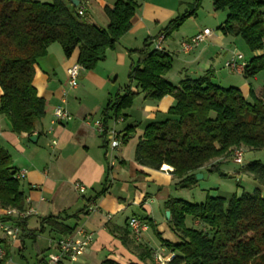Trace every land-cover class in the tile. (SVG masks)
<instances>
[{
	"label": "trees",
	"instance_id": "16d2710c",
	"mask_svg": "<svg viewBox=\"0 0 264 264\" xmlns=\"http://www.w3.org/2000/svg\"><path fill=\"white\" fill-rule=\"evenodd\" d=\"M199 4L200 0H194L192 9L170 20L140 48L128 51L133 57L128 83L111 96L101 113L103 128L107 129L111 121L126 120V111L139 95L150 101L171 96L174 103L166 118L144 126L133 158L152 170L169 166L178 190L194 188L196 174L204 167L208 174L226 177L219 166L232 160L234 149L264 151V77L260 92L256 95L250 86L248 97L236 87L217 85L210 72L197 78L184 77L173 85L166 79L172 69L171 55L163 48L152 49L160 34L166 39L177 31L195 15ZM211 5L215 12H226L218 28L222 35L239 37L252 54L259 52L245 62L242 78L248 80L264 73V0H211ZM77 8L69 0H0V116L7 120L12 133L32 136L36 123L45 114V102L37 96L32 81L36 60L47 54L48 47L58 44L65 58L77 51L76 64L93 70L130 30L138 4L134 0H116L111 8H104L108 20L104 29L79 16ZM136 126L118 132L121 144L133 138ZM101 137L103 148L108 147L106 134ZM16 172L10 155L0 146V209L24 212L25 197ZM242 172L259 188L242 191L239 197L234 194L230 200L206 196L199 204L174 197L165 201L167 223L178 243L162 240L154 227L152 231L173 255L166 264H264V161H252ZM108 174L109 167L100 189L92 197L82 196L83 208L75 213L42 218L35 230H27L28 217L1 215L0 225L16 227L19 238L34 239L43 233L54 239L71 235L93 202L107 192ZM187 218L197 224L186 226ZM129 234L124 229L119 235L125 246ZM146 252L150 258V251ZM8 259L5 252L0 264ZM101 264L118 263L107 259Z\"/></svg>",
	"mask_w": 264,
	"mask_h": 264
},
{
	"label": "crops",
	"instance_id": "0c3cea01",
	"mask_svg": "<svg viewBox=\"0 0 264 264\" xmlns=\"http://www.w3.org/2000/svg\"><path fill=\"white\" fill-rule=\"evenodd\" d=\"M115 1L80 0L79 3L85 4L86 17L92 3L94 12L88 20L89 23L105 28L108 20L104 8H111ZM134 1L138 8L131 20L130 30L120 38L114 50L106 52L104 60L93 70H79L76 89H71L70 92L66 89V70L76 64L77 51L70 58H65L61 47L54 43L48 47L45 56L36 60L32 85L37 96L45 102V114L36 123V131L32 135L35 142L22 143L23 139L31 136L12 133L7 120L0 116V146L10 155L15 171H26L24 179L20 181V191L25 197L26 211L31 212L27 230L37 229L40 219L47 216H57L62 212L72 214L81 210V197H92L94 192L100 189L105 170L109 167L110 183L107 192L88 208V213L81 219L78 227L90 232L93 241L75 261L64 260L61 264H101L107 259L118 264H154V252L166 256L170 251L161 245L152 227L160 234L162 240L178 243V238L168 226L163 209V204L169 197L181 199L177 193L179 190L174 187L175 180L171 177V168L164 165L160 170H152L137 164L133 158L136 144L129 151L123 150L132 139L114 150L103 148V138L93 125L95 121H101V113L108 100L121 89L122 86H118L112 94L111 87L116 88L114 85L119 76L124 73L125 81L128 80V69L133 60L128 51L138 49L146 39L154 38L162 29L161 25L178 17L182 7H187L183 14L188 12L194 2L162 0L165 3L169 1V4H159L158 1L161 0ZM219 13L221 12L213 11L210 3L206 6V1L200 0L195 15L188 17L179 27L177 48L168 50V47H163L162 44L164 51L172 57V69L166 79L171 82L170 75L176 60L179 67L175 77H178V81L171 84L177 85L184 77L197 78L210 72L212 81L217 85L224 88L236 87L246 97L251 82H258L257 76L245 80L241 71L228 70L230 74L241 77L242 82H234L228 74L220 73L219 80L216 77L234 51L232 45L235 38L224 36L218 30L225 20ZM208 25H214L215 29L209 28ZM191 26L193 29L187 33L185 27ZM204 29L211 31L210 36L195 50L187 54L182 53L180 43ZM258 54L259 52L253 53ZM263 77L259 83H262ZM88 88L94 89L90 91ZM260 89L261 86L253 91L257 95ZM63 91H67L64 103L61 101ZM91 97L99 98L94 102ZM138 99L141 100L138 109H142L145 114L144 121H147L145 123L135 120L140 131L137 135L139 137L143 124L166 118V112L174 100L171 96H165L159 101H150L144 99L143 95H139L135 100ZM57 106H63L71 115L69 121L52 123L53 110ZM132 108L127 110V118L134 114ZM125 121H111L108 129H114L118 133L122 130H116L117 125ZM206 171L207 167L199 170L198 173L202 175L200 180L204 182L197 180L195 188L205 193V197H210L214 195L215 188L211 184L210 176L205 174ZM80 186L84 188L82 194L77 190ZM1 215H5V210L0 209ZM131 218L144 221L149 227L138 240L132 236L128 226ZM193 224L196 225L197 222ZM124 229L130 233L126 237V246L119 238ZM50 239L54 238L47 233L34 239L25 236L19 238V235L12 239L0 229V247L4 254L8 252L9 255L5 264H18L17 260H13L15 256L19 258V262L24 259L25 245L29 241L35 251L32 264H42L49 252ZM147 250L150 251V258H147ZM37 255L39 256L36 257Z\"/></svg>",
	"mask_w": 264,
	"mask_h": 264
},
{
	"label": "built area",
	"instance_id": "2783aa9c",
	"mask_svg": "<svg viewBox=\"0 0 264 264\" xmlns=\"http://www.w3.org/2000/svg\"><path fill=\"white\" fill-rule=\"evenodd\" d=\"M77 14L79 16H84L85 12V4L80 3L77 6ZM211 31L209 29H204L201 32L197 33L193 37L182 41L180 43V50L182 53H189L195 50L201 43H203L207 37H209ZM164 40V35L160 34L154 41L153 45L155 49H162V41ZM245 62L243 61V57L241 54L237 52H233L230 58L224 63V68L229 71H241ZM80 66L77 64L72 65L70 68L66 70L67 75V84L70 89H76L78 86V75ZM67 91L62 92V103H64V98L66 96ZM71 119V115L66 111L63 106H57L53 110V124H59L61 122H67ZM95 129L98 133L106 134V139L108 143V147L111 150L116 149L121 145L119 140V135L114 129H104L101 121H95L93 123ZM243 148L234 149L232 152V162L237 165L243 164ZM26 175L25 170H19L15 174V178L18 180H23ZM77 190L80 194L84 193L83 187H77ZM31 214L30 211L17 212L15 210H5V215L8 217H15L19 219H23L28 217ZM128 226L133 237L138 240L140 235L147 231L148 225L144 221H140L136 218H131L128 222ZM0 229L2 232L12 238L16 239L19 235V230L16 227L0 225ZM93 241V235L84 230L83 228H78L73 234L59 237L57 239L49 240V252L44 259L42 264H61L64 260L75 261L78 257H80L86 248L91 245ZM4 251L0 247V261L4 258ZM173 255L170 253L169 255L163 256L159 252H154L152 255V260L154 264H166Z\"/></svg>",
	"mask_w": 264,
	"mask_h": 264
},
{
	"label": "rangeland",
	"instance_id": "374dc122",
	"mask_svg": "<svg viewBox=\"0 0 264 264\" xmlns=\"http://www.w3.org/2000/svg\"><path fill=\"white\" fill-rule=\"evenodd\" d=\"M30 1H34V2H40V3H51L52 0H30ZM206 1V6L209 5L211 6V0H204ZM159 4H169V1L162 2L158 1ZM93 5L92 3L90 4V9L88 10V12H86L87 16L85 15L83 16L84 19L86 21L90 20V16H93V12L94 9L91 6ZM193 8V6L191 7V9ZM199 9V8H198ZM197 9V11H198ZM187 10V7H182L179 13L183 14V12ZM222 15V17H226V12H221L219 13ZM172 20V19H171ZM170 21L167 20L166 23H164L162 26L165 27L166 24ZM89 22V21H88ZM209 26V25H208ZM102 29H104V27H101ZM106 28V27H105ZM209 28H213V30L215 29V26L213 25L212 27L209 26ZM191 29H193V26L191 27H185V31L188 33ZM179 31V29L177 31H174L170 34V36H168L165 39V42H163V47H168V50H172V49H176V44L178 43V38L177 36H179L177 34V32ZM233 52H237L239 54L242 55L243 57V61L247 62L250 58L253 57V54L248 50V48L245 46L243 40L239 37H235L234 38V43H233ZM154 48V45L152 44V49ZM232 52V53H233ZM178 62L175 60L174 64H173V73H171L170 75V80L172 83H176L178 81V77L176 78V70L178 69ZM228 74V76L234 81H239L240 83L242 82V78L239 76H236L234 74H230V72H228L227 69H223L218 71L216 74L217 80H219V78H221V74ZM264 73H260L257 75V79L258 82L254 81L251 82V88L253 90H256L259 86H261V83H259V81L261 82V79L263 77ZM182 78V77H181ZM118 82L114 85L116 86V88L114 89L113 87H111L113 89L112 94L115 93V90L118 88V86H122L121 89L123 88V86H126L128 83V80L125 81V77H124V73H122V75L119 76L118 78ZM78 82V81H77ZM170 82V81H169ZM94 84V82H93ZM95 86V84H94ZM111 86H113V83H111ZM96 87V86H95ZM66 89L70 92L71 89L69 88L68 84H66ZM90 91H92L94 88H88ZM246 97H248V93L246 95ZM99 97L97 98H90L92 101H97ZM136 99V98H135ZM133 100L131 107L132 110L134 111L132 114V116H129L126 121L123 124H118L116 127V130H123L125 127L127 126H133L134 124L136 125V119L140 122H147L144 121L145 118V114L142 113V109H138L139 104L141 103V100ZM139 103V104H138ZM130 107V108H131ZM129 108V109H130ZM137 108V109H136ZM127 112V111H126ZM148 124V123H147ZM142 126H145V124H143ZM138 126H136L135 130L137 129ZM144 128V127H142ZM139 129L136 130V132L133 134V138L132 140L126 145L124 146L123 150L124 151H129L130 149L133 148V145L136 144L137 142V135L140 131H138ZM143 130V129H142ZM220 161V160H219ZM252 161H264V151H251V150H245L244 151V155H243V164L242 165H237L235 163L232 162L231 159H228L226 162H223L220 166H219V170L222 174H225L226 177H220L217 173H212V174H208L207 171L205 174L210 176V181L212 186L215 188V193H213L214 195H210V197H223L227 200H230L232 198V196L235 194L236 196H240L242 191L245 192H252L255 188H259V185L257 184V182H255L254 180H252L251 178H249L248 176H246L243 172L242 169L244 168V166ZM206 175V177H207ZM199 181V180H198ZM197 181V182H198ZM200 183L204 182L203 180L199 181ZM177 193H179L180 197L183 201L192 203V204H199L202 203L205 200V193H201L197 190V188H192L191 190H179L177 191ZM264 194V191H263ZM186 226L188 227H193L194 224H192L191 220L189 218L186 219L185 221ZM150 234L152 235V232H150ZM154 237V236H153ZM154 239H156L154 237ZM25 252L23 253V257L24 259H22L19 262V258H17L16 256L13 258L14 262L15 260H17L16 262L19 264H32L35 260V251L33 248L32 243L29 241L26 243L25 245Z\"/></svg>",
	"mask_w": 264,
	"mask_h": 264
},
{
	"label": "water",
	"instance_id": "95a60500",
	"mask_svg": "<svg viewBox=\"0 0 264 264\" xmlns=\"http://www.w3.org/2000/svg\"><path fill=\"white\" fill-rule=\"evenodd\" d=\"M69 2L74 6V7H77L80 0H69ZM26 141H29V142H35V138L34 137H28L26 139H23L22 140V143H26ZM202 178V175L201 174H196V179L197 180H200ZM165 218L168 219L169 218V212H165Z\"/></svg>",
	"mask_w": 264,
	"mask_h": 264
},
{
	"label": "bare ground",
	"instance_id": "6f19581e",
	"mask_svg": "<svg viewBox=\"0 0 264 264\" xmlns=\"http://www.w3.org/2000/svg\"><path fill=\"white\" fill-rule=\"evenodd\" d=\"M165 168V167H164Z\"/></svg>",
	"mask_w": 264,
	"mask_h": 264
}]
</instances>
